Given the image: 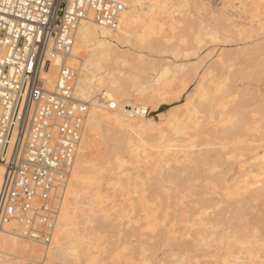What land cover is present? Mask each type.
<instances>
[{
	"label": "rangeland",
	"instance_id": "rangeland-1",
	"mask_svg": "<svg viewBox=\"0 0 264 264\" xmlns=\"http://www.w3.org/2000/svg\"><path fill=\"white\" fill-rule=\"evenodd\" d=\"M164 5H171L166 13L171 11L174 19L164 12L159 20L164 25L155 22L149 27L152 33H145L149 37L143 35L144 40L125 53L129 64L116 67L144 83L165 68L170 71L166 84L144 99L147 118L157 124L119 133L116 139L112 134L114 140L107 144L103 140L102 148L99 140L91 154L99 156L92 157L97 165L104 162L99 164L104 170L97 169L102 172L93 171L104 175L98 185L102 189L96 187L100 179L96 173L99 179L94 178L92 187L100 193L94 194L92 188L93 194L91 189L83 194L91 203L82 196L78 199L82 211L96 204L87 214L79 210L90 216L89 220L84 215L91 224L83 217L82 226L78 212V227L88 230L87 237L81 233L89 242L84 241L79 259L73 256L63 264H264L259 261L264 260V198L256 203L250 194L235 200L241 175L257 169L253 157L259 155V161L264 157V0H170ZM204 91L211 102L206 96L208 102L201 104ZM172 123L184 128V136L176 135ZM129 139L135 147L131 156L122 149L127 157L120 150ZM183 145L190 147L185 150L189 161L156 158L165 152L182 153ZM122 158L126 166L119 169Z\"/></svg>",
	"mask_w": 264,
	"mask_h": 264
},
{
	"label": "built area",
	"instance_id": "built-area-1",
	"mask_svg": "<svg viewBox=\"0 0 264 264\" xmlns=\"http://www.w3.org/2000/svg\"><path fill=\"white\" fill-rule=\"evenodd\" d=\"M124 9L119 0H0V232L51 246L90 113L68 65L76 35L87 21L117 30ZM11 259L0 254V264Z\"/></svg>",
	"mask_w": 264,
	"mask_h": 264
},
{
	"label": "bare ground",
	"instance_id": "bare-ground-1",
	"mask_svg": "<svg viewBox=\"0 0 264 264\" xmlns=\"http://www.w3.org/2000/svg\"><path fill=\"white\" fill-rule=\"evenodd\" d=\"M119 1H121L124 4L125 9L121 15L120 24H119L118 29L117 30H109V29H105V28L103 29V28L98 27L96 24H94L91 21L83 22L80 25L78 32H77V35H76V41H75V45H74L73 55H72L71 59H69V61H68V65H70V66L74 65L72 67L77 68V70L79 72L78 73L79 74V82L76 85V89H75L76 97L81 102L90 104V113H89V118H88V121H87V124L85 127L84 137H83L80 153L78 155L77 161H76L74 169L72 171V175H71L70 182L68 185V189L66 192V196H65L63 207H62L61 215L59 218L57 230H56V233L54 235L51 246L48 249H45L43 247L44 248V250H43L42 246L28 242V241H25V240L19 238L18 236H16L15 234L11 233V228L9 226H6L0 232V254L9 255L12 259L8 263L5 262V263H1V264H18L17 262H22L24 260L27 261V259L32 260L33 258L37 259L38 257L39 258L43 257V259H42L43 264H48V263L49 264H56V262L61 264L62 261H63L62 262V264H63L65 262H69L73 256H74L73 259H76V258L79 259L81 252L82 253L84 252V251H81V250H83V248H82L83 245H85L86 241L89 242L88 240H86L87 239L86 238L87 233H89V232H86L88 230L85 229L84 227L83 228L86 231L85 230L80 231L82 229L81 228L79 229L78 226L81 224V220L83 219V217L84 218L87 217L85 214L82 215V212L83 213L86 212V210L89 208V206L90 205L93 206V204H94V203L89 204V203H91L90 199L84 197L85 195H83V194H86V191H88L89 189L92 190V188H94L92 186H95V185H92V184L95 183L97 181V179H99V178L101 179L100 183H99L100 179L97 181L98 183H96L97 188L101 186V184H102L101 182H104V179H103L104 175H101L102 177H100V175L98 174V173L102 172L101 171L102 169L104 170V167H99V164L101 165V163L103 161L102 160H101L102 162L99 161V163L97 165L96 164L97 161L95 162L93 160V159H95L96 156L95 155L92 156L91 152L93 151L94 148L97 147V145H100V143H98L99 140L101 141L100 146L102 148L103 144H104V143L102 144L103 140H104L103 142H105L107 144L110 142V139H112L114 137L116 139V135H118L119 133L130 134L133 132L134 129H139V130L143 131V130L148 129L153 124H157L155 120L147 118L148 109H147L146 104L144 103L146 101V100L144 101V99H147V98L149 99L150 98L149 95L151 93L155 92L157 90V87L164 86L166 84L165 83L163 85V83L166 82V80H168L167 77L170 74V71L167 68H165V70L163 69L162 71H160L158 73V75L152 81L150 79L149 80L150 82L147 81L148 83H144L136 75H133V74L127 75L123 72L122 69H119L116 67L127 66L129 64V58L127 57V54H125V53L130 52L131 47H133V49H134L135 43L137 41L139 42V40L141 41V39L144 40V37L146 35L145 33H148V34H150V32L152 33V28H154V24H156V23L158 24L159 20L164 16V12L167 16H169L172 13L171 11H170V13L167 12V13H169V15L166 13V11H167L166 7L169 8V7H171V5L170 6H166L167 4L164 5L165 3L170 2V0H119ZM162 14H163V16H162ZM170 17L174 19L172 14L170 15ZM164 19H165V17H164ZM159 23H161V25H162L163 21L159 22ZM149 27H152V28H149ZM147 29H151V30H149V32H146ZM161 29H163V28H161ZM148 34L146 35V37L148 36ZM154 34H156V33L154 32ZM143 35H144V37H143ZM199 36H198V39L200 40ZM210 36H211V34H210ZM150 37H151V35H150ZM212 37H214L213 34H212ZM145 39L147 40V38H145ZM150 39H149V41H150ZM148 43L149 42H147V44ZM138 44L140 45V43H138ZM121 46L122 47L125 46L126 48H128V50H122ZM136 47H135V49H136ZM57 71L58 70L54 68L48 74L45 75V77L51 82V84H53L56 80ZM179 71H181V70H179ZM216 90H217V88H216ZM196 91H198V90H196ZM205 93L208 94L209 92L204 91L203 95ZM213 94H215V92ZM204 96L205 97L204 98L202 97V98L205 100L202 99L203 102H200L201 104L207 103L208 101L211 102V100H209V99H211L210 98L211 95H210V97H208L209 95H204ZM206 96L208 98L207 102H206V100H207ZM103 98H104L105 103L102 102ZM134 99H136L137 103L143 102V104H145V105H143L142 103L137 104V105L134 104L133 103ZM122 101H125L124 104H121ZM110 103H113L116 105L115 110L109 109L108 105ZM199 106H201V105L199 104ZM209 106H210V104H209ZM201 107L205 108V104H204V106L202 105ZM158 108H159V106H156L155 109H158ZM197 111L198 110H196L195 112H197ZM161 116H162V114H161ZM163 116H165V115H163ZM134 118H136V120H134ZM176 124L177 123H172L171 125H173L175 133L177 132L176 135L179 133L178 136L179 135L181 136V134L183 132H185V131H183L184 128L181 129L180 126L176 125ZM173 128H171L172 131H173ZM174 131H173V133H174ZM112 134H113V136H112ZM184 134L185 133H183V136H184ZM110 135L112 136V138H110ZM101 138H102V140H101ZM112 140H114V139H112ZM116 141H118V139ZM132 141H131V139H129V141L127 140L128 146L125 145L126 148H124V147L121 148V146H120L119 148H121V150L120 149L119 150L123 151L126 149L125 152L126 153L128 151L131 152V154H129V152H128V154L131 156L133 151H134L133 147H135V144L134 145L131 144ZM170 142L172 143V141H170ZM185 142L187 144H189L190 141L187 142L184 140V143ZM115 143L116 142H114L113 145H115ZM131 145H133L132 148H130ZM166 147L168 150L171 148L169 146H165L164 148H166ZM183 147H184V145H183ZM185 147H187V146H185ZM190 147H192V145ZM190 147H188L187 149H189ZM112 148H113V150L116 149V147H114V146ZM179 148L181 149V146ZM130 149H132L133 151H131ZM187 149L186 148L182 149V153H184L185 156H183L181 151H179L180 153L178 151H174L172 153L171 152H165L166 154H163V155L159 154V155H157V156L155 155V156H156V158L158 157V159L160 161H163L164 157L169 156V158H171L170 160H172L174 162L175 161L179 162V161L184 160L188 156L186 151H185ZM136 150H135V152H136ZM96 151H97V149H96ZM137 151H139V150H137ZM188 151H190V149ZM115 153H116V151H115ZM123 153H124V151H123ZM126 153H124V154H126ZM136 153H135V155H137ZM101 154L104 155V152ZM117 154H118V152L116 153V155ZM188 154L190 156L191 153H188ZM129 155H127V157ZM194 155H195V153H193L192 157ZM263 156H264V154H263ZM92 157H93V159H92ZM98 157L99 156H97L96 159ZM181 157H183V158L185 157V158L180 160ZM192 157H189V158H192ZM258 157H259V155L253 157V162H254V160L256 162L258 161L256 171H254V169L253 170L250 169V171H249V169L245 170L246 172L244 173V175H241L242 178L239 177L242 180L239 179L240 182L236 183L237 186L234 185L235 189H236L235 195L237 197V198H235V200L239 199V198H243L246 195L247 196L252 195V197L250 199L253 198V201L256 200V203H257V201L259 199L264 198V157L262 160L260 159V161H259ZM118 160H119L118 161L119 163H117V164H119L118 165L119 169H121L123 165L126 166V164H124V162H123V158L118 159ZM186 160L189 161V159H187V158H186ZM251 161L252 160H250V163H252ZM124 166H123V168H124ZM99 168H102V169H100V171H98L97 169H99ZM94 170H96L98 172V173L95 172V174L97 173V175H99V178L93 173ZM3 173H4V167H3V165L0 164V187L2 184V180H3ZM93 176H95V177H93ZM94 178H97V179H94ZM234 179H235V177H234ZM94 180H96V181H94ZM237 181H238V179H237ZM99 184H100V186H98ZM240 184L241 185L243 184L244 186H239ZM103 188H104V185H103ZM96 189L94 191V194L96 192L100 193L99 191H101L100 189H102V187H100V189H97V190ZM91 190H90V192H91ZM93 190H92L91 194H93ZM233 190L234 189H232L230 191H232L234 193ZM241 190L243 192H240ZM81 196L83 198H85V200L89 199V200H87V202L89 201V203H88L89 205L83 199L84 200L83 203L88 205V207L84 205V208L87 207L84 211L79 209V208H81V206L83 207V204L78 202V199L81 198ZM93 196L94 195H92V197ZM100 196H98V198H100V202L103 203L104 200L101 199L103 197H100ZM234 197L235 196H233V198ZM93 198H91V199H93ZM98 198H97L98 201L96 199H93L94 201H96L97 204L99 203ZM242 200H244V198ZM248 204L251 205L250 203H248ZM94 205H96V204H94ZM97 206L99 207L101 205L99 204ZM84 208H82V209H84ZM93 208H97V207H93ZM102 208H103V212H104V207H102ZM89 209L92 211L91 208H89ZM252 209H254V208H252ZM256 209H257V207H256ZM79 210H81L82 212H80ZM100 211L102 212V209H100ZM78 212H79V214L81 213L79 216V217H81L80 220L78 219ZM87 213L88 212H86V214ZM258 216H260V215H258ZM91 217H92V215H91ZM87 218H89V220H90V216H88ZM87 218H86V220H87ZM261 218L258 217V220ZM77 219L79 220L80 224H78ZM89 220H87V221H89ZM84 221L82 222V224L85 223ZM103 221H104V218H103ZM201 221H203V219ZM202 223L203 222H201V224ZM89 224H91V221H89ZM202 226H205V225L202 224ZM86 228H88V227H86ZM81 232L86 233V237H84L85 234H83ZM90 236H92V235L89 234V237ZM263 238H262V240H263ZM92 241H95V240H92ZM259 245H258L260 247L259 250L261 248L263 249V246L260 243H259ZM87 248H88V245H87ZM89 250L90 249H88L87 251H89ZM247 251L250 252L248 247L246 249V252ZM255 251L258 252V250L254 249V252ZM253 254L251 256H249V255L248 256L252 257ZM254 259H255V257H254ZM46 260H48L49 262L47 261L48 262L47 263ZM250 260H251V258H250ZM259 261L264 262V260H259Z\"/></svg>",
	"mask_w": 264,
	"mask_h": 264
}]
</instances>
